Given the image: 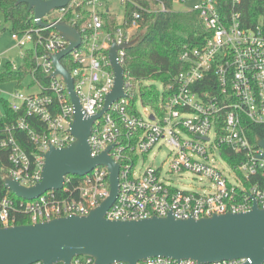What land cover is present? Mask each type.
Here are the masks:
<instances>
[{
  "label": "built area",
  "instance_id": "1",
  "mask_svg": "<svg viewBox=\"0 0 264 264\" xmlns=\"http://www.w3.org/2000/svg\"><path fill=\"white\" fill-rule=\"evenodd\" d=\"M187 1L172 0L173 4ZM126 2L121 0L123 8ZM239 4L240 0H232L231 8L223 10L219 8V0H199L187 9L197 12L207 35L201 45L184 47L180 52L178 59L183 68L166 86L168 93L161 95L158 111L142 103L139 110L136 101L130 109L133 94L125 84L127 95L113 102L102 117L94 121L88 137L91 156L111 146L108 155L119 164L118 193L106 218L165 217L171 212L177 219H199L214 214L247 212L255 203L264 208V156L263 149L256 144L261 136H256L252 142L246 127L249 123L264 125V25L262 22L246 25L238 10ZM159 8L164 10L160 1ZM52 11L43 19L47 25L36 24L23 32L12 31L11 36L24 48L22 57L26 51H31L35 69L49 77L55 71L51 55L68 44L52 24L63 20L75 27L81 34V44L60 61L73 79L84 116L94 115L102 108L114 83L108 55L111 43L120 45L133 39L140 27L141 14L134 10L127 18L123 9L118 17L101 0H70L66 6ZM104 14L116 16V25L111 30L104 27ZM125 51L117 50L121 65ZM12 68L17 70L18 66L12 63ZM29 74L37 91L27 93L16 89L9 94L8 101L12 110H23L26 115L37 117L45 130L35 131L21 116L6 126L8 134L0 142L1 147L9 149L8 174L24 186L41 180L43 153L50 145L61 148L75 139L70 132L75 107L63 77L55 74L49 77L46 86H41L34 72ZM15 128L27 132L35 146L32 155L15 140L12 135ZM165 145L171 149L167 157V176L176 175L182 181L183 175L189 173L192 179L206 181V184L197 190L176 188L163 175L162 166H138L140 157L149 153L155 157ZM223 149L235 161L229 162ZM219 158L224 167L219 164ZM71 176L65 177L61 189L48 190L33 200L16 202L9 196L2 198L1 226L19 224L20 217L36 223L65 216H85L109 195L106 166H95L89 173L78 176L76 183ZM246 263L251 264L252 260L198 263L192 259L158 256L135 264ZM69 264H94V258L76 255ZM110 264L130 263L114 261Z\"/></svg>",
  "mask_w": 264,
  "mask_h": 264
},
{
  "label": "water",
  "instance_id": "2",
  "mask_svg": "<svg viewBox=\"0 0 264 264\" xmlns=\"http://www.w3.org/2000/svg\"><path fill=\"white\" fill-rule=\"evenodd\" d=\"M70 0H17L33 10L38 26L47 23L44 17L52 10L67 5ZM68 42L51 58L55 71L66 83L69 97L75 107L70 132L74 141L64 147L49 146L43 153L41 180L24 186L8 173H2L5 187L15 196L33 200L48 190L63 187L68 175L83 176L95 166H106L109 172V195L85 216H65L43 222L0 226V264H69L76 255H89L94 264L126 261L135 264L141 259L164 256L173 259H192L198 263L250 258L251 264L264 261V208L255 203L250 211L225 213L186 219H177L170 212L165 217L111 220L105 217L118 193L119 164L106 150L91 156L88 137L97 119L109 106L127 94L124 90V68L117 59L118 49H128L138 41L135 37L120 45L111 43L108 51L114 73L112 90L105 96L102 108L91 116H84L73 79L61 63V58L82 41L79 31L63 20L52 24ZM152 117V116H151ZM256 144L263 149L264 137ZM248 264V263H246Z\"/></svg>",
  "mask_w": 264,
  "mask_h": 264
},
{
  "label": "trees",
  "instance_id": "3",
  "mask_svg": "<svg viewBox=\"0 0 264 264\" xmlns=\"http://www.w3.org/2000/svg\"><path fill=\"white\" fill-rule=\"evenodd\" d=\"M159 1L164 4V10L159 8ZM231 1L219 0V8L229 10ZM124 10L127 18L134 10H139L141 14L140 27L134 36V38L138 37V41L126 49L122 61L125 84L130 87L133 94L129 102L130 109L134 108L135 101L139 97L143 106L158 111L161 95L168 93L165 89L166 86L183 68L178 59L180 52L184 47L201 45L207 35L206 29L197 12L174 10L172 0H127ZM238 10L246 25H253L257 22H262L264 25V0H240ZM0 14L6 22L10 23L12 31L23 32L36 25L33 10L29 9L26 3H17V0H0ZM103 18L104 27L107 30H111L116 25L115 15L104 14ZM82 36L83 43H85L86 37L83 33ZM63 63L71 71L66 60ZM32 72L41 86H46L49 83V77L35 69L33 53L26 51L17 70L12 68L11 62L5 64L4 70L0 71V80H16L17 86H20L25 76ZM33 83L34 80L32 85ZM155 83H160L163 86L162 92L158 90ZM1 104L4 112L0 114V142L8 134L6 126L15 123L21 116L26 118L30 127L35 131L45 130V125L37 117L28 116L23 110L18 112L12 110L8 99H1ZM246 127L252 142H255L256 136L264 137V125L249 123L246 124ZM12 135L29 155L35 152V146L26 131L15 128L12 130ZM222 152L229 162L235 161V158L226 149H223ZM8 153V148L0 146V201L5 196H9L19 202L20 198L9 191L3 182L2 173H8L11 166ZM71 178L74 183L79 179L74 175ZM17 222L19 224L29 223L23 217H20Z\"/></svg>",
  "mask_w": 264,
  "mask_h": 264
},
{
  "label": "rangeland",
  "instance_id": "4",
  "mask_svg": "<svg viewBox=\"0 0 264 264\" xmlns=\"http://www.w3.org/2000/svg\"><path fill=\"white\" fill-rule=\"evenodd\" d=\"M106 2L107 5L110 7V11L115 13L118 17H121L123 13V4L121 0H101ZM199 0H188L185 4H180L175 2L173 4L174 10L185 11L192 7L193 4L197 3ZM53 11L50 12V16L52 15ZM49 17V16H48ZM47 19V18H46ZM4 28V29H3ZM0 71H3L5 68V64L7 62H12L15 66H19L22 63V50L24 48H20L16 41L12 38V30L10 23L6 22L3 16L0 14ZM33 78L30 74H27L25 78L21 81L20 86L18 82L15 80L12 81H1L0 80V109H1V99L7 98L9 94H11L16 89H22L27 93H31L37 91V87L32 85ZM158 90L162 92V85L160 83H155ZM140 98L137 97L136 104L139 110L142 109ZM3 108V107H2ZM171 149L169 146H162L156 153V156L153 157L152 153H149L146 157H140L138 160V166L144 167L148 165H152L153 167L162 166V173L166 178H169L170 183L175 186L176 188L181 189H199V186L206 184V181L198 182L197 178L192 179V174H184L183 180L177 178L176 175L169 174L167 176L166 170L168 168V155ZM167 159V160H166ZM219 164L221 166H225L224 162L219 158ZM192 180V182L190 181Z\"/></svg>",
  "mask_w": 264,
  "mask_h": 264
},
{
  "label": "crops",
  "instance_id": "5",
  "mask_svg": "<svg viewBox=\"0 0 264 264\" xmlns=\"http://www.w3.org/2000/svg\"><path fill=\"white\" fill-rule=\"evenodd\" d=\"M105 4H106L107 8L110 10V7L107 5L106 2H105ZM5 99H8V96H7V98H5ZM3 112H4V110H3L2 106H1L0 114H3Z\"/></svg>",
  "mask_w": 264,
  "mask_h": 264
}]
</instances>
